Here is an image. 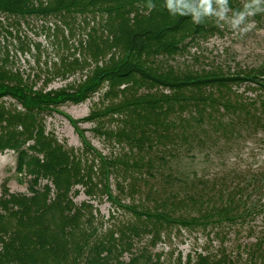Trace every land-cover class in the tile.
I'll use <instances>...</instances> for the list:
<instances>
[{"label": "trees", "instance_id": "trees-1", "mask_svg": "<svg viewBox=\"0 0 264 264\" xmlns=\"http://www.w3.org/2000/svg\"><path fill=\"white\" fill-rule=\"evenodd\" d=\"M247 6L239 0H0V15L8 18L0 17L6 34L0 36V152L15 154L27 184L26 192L2 188L0 264H165L151 249L173 242L174 228L176 236L181 229L216 234L223 224L262 211L247 183L201 177L195 184L176 163L222 137L233 142L264 130V64L181 71L156 60L221 33L224 10L237 14ZM33 16L63 24L53 27L58 48L50 63L41 59V43L21 31L20 19ZM77 24L83 32L75 38ZM50 26L40 32L49 37ZM13 37L16 43H7ZM95 93L103 105L81 118L58 108ZM46 111L65 116L79 147L47 128ZM86 131L118 150L104 154ZM250 180L248 186H258L264 172ZM80 192L84 199L76 202ZM104 198L111 206L99 218ZM261 244L257 239L258 264H264ZM174 264L228 262L208 251Z\"/></svg>", "mask_w": 264, "mask_h": 264}, {"label": "rangeland", "instance_id": "rangeland-1", "mask_svg": "<svg viewBox=\"0 0 264 264\" xmlns=\"http://www.w3.org/2000/svg\"><path fill=\"white\" fill-rule=\"evenodd\" d=\"M242 3L243 5L248 4L249 10L241 8L240 13L237 14L229 13L227 8L224 10L220 23L221 33L209 34L206 38L199 37L183 52L177 53L171 58L157 57L156 60L160 61L164 67L171 64L181 71L188 69L218 71L221 69L228 72L238 69L248 70L251 67L264 64V2L263 0H239V4ZM254 10L256 14H254ZM91 16H88L89 21H92ZM0 17L4 19L1 20L2 22L8 21V18L3 15ZM78 19L81 21L82 18L78 17ZM20 22L23 35L41 43L42 61L47 59L50 63L55 57L57 58L55 55L58 48L57 40L51 37L54 25H63L57 17L48 16L43 19L33 16L25 22L20 19ZM44 23L52 25L48 31L49 37L44 32H40L41 25ZM82 32L83 29L77 24L75 38L80 37ZM5 35L4 32L0 33L3 39ZM8 40L7 43L10 40L16 43V37L8 38ZM2 43L4 45V41ZM22 58L29 59V56L26 54ZM22 58L17 59L23 63ZM70 79L54 80L48 87H60ZM238 88L239 92H243L245 86L242 85ZM253 93L255 92L251 90L245 91V94L248 95ZM9 101L10 98L4 99L7 105L10 103ZM103 103L104 101L95 93L84 102L67 103L58 106V108L73 118H81L87 115L91 109L101 107ZM44 117L47 128L55 130L59 139L65 140L68 146H80L76 131L64 115L55 111H46ZM80 126L89 128L91 124L80 122ZM86 135L104 154L118 150L116 145L105 142L102 137L92 131H86ZM177 160L178 169L182 174H189V181L194 180L195 184H199L198 179L207 177L228 182L247 183L246 191L252 194L253 199L261 200V203L264 204V181L258 186H256L257 181L252 187L248 186L253 176L264 172V130L246 133L233 142H228L222 137L217 141L216 146L196 148L189 155H180ZM182 177L184 179V175ZM4 186L11 192H26L27 190L23 175H20L16 169L15 154L8 150L0 152V194ZM83 199L82 192L74 198L76 202ZM110 206L111 202L106 198L98 204L99 218H101V214H105V218L107 217ZM103 220L107 224L104 217ZM175 232L176 228L172 231L173 242L172 240L171 242H162L151 249L152 253H157L165 264H174L178 262L179 258L185 261L188 256L194 262L198 253L208 251L211 254L225 256L228 264H253L257 254L256 263L258 264L260 258L256 240L261 239L263 241L261 245H264V205L260 213H256L244 221L236 224H223L218 228L216 234L210 231V234L207 235L202 229H181L179 236L174 235Z\"/></svg>", "mask_w": 264, "mask_h": 264}]
</instances>
